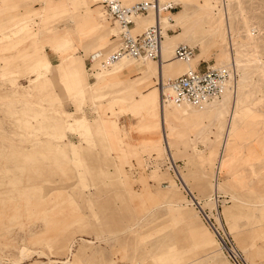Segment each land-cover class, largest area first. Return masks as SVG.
Here are the masks:
<instances>
[{
  "label": "rangeland",
  "instance_id": "obj_1",
  "mask_svg": "<svg viewBox=\"0 0 264 264\" xmlns=\"http://www.w3.org/2000/svg\"><path fill=\"white\" fill-rule=\"evenodd\" d=\"M167 1L163 29L189 34L162 53L163 83L189 69L174 58L177 45L194 49V70L231 71L217 106L171 102L169 146L157 62L128 58L89 87L110 70L92 54L119 46L103 8L0 0V264H232L210 224L248 264H264V207L253 212L264 206V0ZM140 18L134 35L152 19ZM208 110L214 116H197ZM22 248L32 254L21 261Z\"/></svg>",
  "mask_w": 264,
  "mask_h": 264
},
{
  "label": "built area",
  "instance_id": "obj_2",
  "mask_svg": "<svg viewBox=\"0 0 264 264\" xmlns=\"http://www.w3.org/2000/svg\"><path fill=\"white\" fill-rule=\"evenodd\" d=\"M104 5L108 15L112 20L116 21L120 27V41L118 48L108 54L102 62L103 66H110L117 60L121 58H130L133 60H140L144 58H149L156 60L157 62L161 59V40L162 28L159 23L148 27L140 35H132L130 28L133 23L131 17L137 14H147L149 8H153L157 12H160L158 5V0H153L152 3H140L133 5L131 8H124L121 6L119 0H103ZM173 10L168 6L166 10ZM193 55V50L187 46H178L175 48L174 56L176 58L188 60ZM231 80V71L229 68L225 67H209L206 66L204 70H194L188 71L185 74L176 77L167 82L170 93L161 95V100L167 101L174 104H190L193 106H201L203 104L215 101L222 96L225 84ZM161 84V88H162ZM166 166L169 170L177 175V182L184 188V192L187 196L191 197V194L187 192L188 188L184 184L178 169L176 168V163L168 159L166 160ZM215 229L220 242L224 246V252L228 260L232 264H248L244 256L231 244V242H226L220 236L219 231L212 225Z\"/></svg>",
  "mask_w": 264,
  "mask_h": 264
},
{
  "label": "bare ground",
  "instance_id": "obj_3",
  "mask_svg": "<svg viewBox=\"0 0 264 264\" xmlns=\"http://www.w3.org/2000/svg\"><path fill=\"white\" fill-rule=\"evenodd\" d=\"M65 1V0H64ZM120 1V0H119ZM164 1H166V0H158V5H159V8H160V12H159V14L157 15V12L155 11V10H153V8H149L148 9V13L147 14H137V15H133L132 17H131V20H132V23H133V25H132V27L130 28V32H131V34L132 35H134L133 33H132V30H133V28L135 27V24H134V22H135V20L136 19H138V18H140L141 16H143V17H150V18H152V20H151V23L149 24V25H147L145 28H144V30H143V32L148 28V27H150V26H153V25H157L158 23H159V25H160V27L162 28V36H163V39L161 40V59H160V61L159 62H157L156 60H153V61H155V62H157V65H156V75H157V78H158V80L160 81L161 80V82H159V88H158V96H159V98H158V110H159V112H158V119H159V122H158V125H159V130H160V138H161V141H162V143H164L165 145H167V146H169V143L171 142V136H172V133H171V131H170V126H171V124H170V121H169V114L171 113L170 112V105L172 104L169 100H167V101H162L161 100V95L162 94H165V95H167V94H169L170 93V90H169V87L167 86V85H165V83H163V81H162V79H163V75H164V72H165V70H166V68H168L169 66H168V62H166V61H162V53H163V55L164 54H166L167 52H168V50L173 46V45H175L180 39H182L185 35H188L189 34V29H184V32L183 33H181V34H179V35H177V36H174V37H169L167 34V30L166 29H163V24H165L166 26L167 25H170L172 22V18H171V12L167 9L166 10V8H168V6H170L171 8H174V5L173 4H171V3H168V1L167 2H164ZM170 1H172V0H170ZM207 2H209V3H211L213 0H206ZM85 2V1H84ZM99 2V0H90V3H92L93 5H97V3ZM102 2H103V0H101V4H102ZM153 2V0H148V1H145V2H135V3H133V4H131V5H124L121 1H120V3H121V6L122 7H124V8H131L133 5H136V4H140V3H148V4H150V3H152ZM87 3V2H86ZM209 6V5H208ZM211 7L213 8V7H215V6H213V5H211ZM88 8H89V6H88ZM99 7L97 6L96 7V9H98ZM102 8H103V14L105 15V17H106V19L107 20H111L113 23H114V26H117V28H118V34H117V36H114L115 38H117L119 41H120V27H119V24L116 22V21H114V20H112V18L108 15V13H107V11H106V9H105V7H104V5L102 4ZM214 11V10H213ZM78 13L79 12H77V13H72V15H71V18L74 20L76 17H77V15H78ZM166 14H170V15H166ZM206 15H209V17H213V16H210V14H206ZM215 17V16H214ZM203 21V20H202ZM193 24V23H192ZM216 28V27H215ZM221 31V30H220ZM142 32V33H143ZM141 33V34H142ZM13 35V33H11V34H9V36H12ZM178 46H180V45H177V46H175V48L176 47H178ZM182 46H186V45H182ZM187 47H189V46H187ZM175 48H174V50H173V56H174V51H175ZM190 48V47H189ZM190 49H192L193 50V55L188 59V60H184V59H180V58H176L175 56H174V58L176 59V60H178V61H181V62H183V63H185V65H186V68H189L188 70H187V72L188 71H194V69L195 68H192V66H193V64H195V63H197L198 61L197 60H195V52H194V49L193 48H190ZM200 57V56H199ZM227 57V56H226ZM225 57V58H226ZM92 62H93V64H96L97 66H98V61L101 63V62H103V60L105 59V57L104 58H102V52L101 51H96L95 53H93L92 54ZM198 58V57H197ZM224 58V59H225ZM146 59H149V58H144V59H140V60H142L140 63H144V61L146 60ZM98 60V61H97ZM150 60H152V59H150ZM124 63H126V64H132L129 60H128V58H121V59H119V60H117L116 62H114L113 64H111L110 66H108V67H106V66H103V65H101L102 66V68H104V69H110V70H107V71H103L101 74H97L96 75V77H95V81H94V83L93 84H90L89 85V87L91 88V89H93V90H96V89H98V87H99V85H100V83L104 80V79H106V78H108V77H112V76H115V75H117V74H119L121 71H123L124 70V67H123V64ZM170 63V62H169ZM233 63V62H232ZM176 64H178V63H176ZM228 65V64H227ZM241 65V64H240ZM239 65V66H240ZM243 65V64H242ZM145 67H146V70H145V73H144V78L143 79H146V78H148V76H147V66L146 65H144ZM51 66H50V64L49 63H46V65L44 66V68H47V69H49ZM94 67H96L95 65H94ZM155 68V67H154ZM226 68V67H225ZM240 70V69H239ZM246 70V69H245ZM186 73V72H185ZM184 73V74H185ZM151 74H153V73H151ZM241 75H243V74H241ZM244 75H245V73H244ZM243 75V76H244ZM151 76V75H150ZM241 77V76H240ZM146 80H148V79H146ZM245 82V81H244ZM145 82L144 81H142L141 83H140V85H142V84H144ZM161 84H162V88H161ZM225 88H226V84H225ZM225 88H224V90H225ZM239 89V88H238ZM224 90H223V92H224ZM234 93V92H233ZM223 94V93H222ZM240 94V93H239ZM237 100V99H236ZM218 101V99L217 100H215V101H212V102H209V103H206V104H203V105H201V106H193V105H190V104H186V103H184L183 105H186V106H188V107H191V108H199V107H203V106H205V107H207V106H214L215 104H216V102ZM235 101V100H234ZM240 101V100H239ZM236 103V102H235ZM215 106H217V105H215ZM236 106V105H235ZM188 112V111H187ZM192 112V111H191ZM214 112H215V110H208V111H205V112H203L202 114H199V115H197V116H202V117H204V116H206V115H212V116H214ZM173 114V113H172ZM197 116H195V117H197ZM206 119V118H205ZM195 120V119H194ZM203 120V119H202ZM230 120V119H229ZM175 121H177V120H175ZM174 121V122H175ZM201 121V120H200ZM178 122V121H177ZM228 124V123H227ZM229 125V124H228ZM232 126V125H231ZM228 128H229V126H228ZM227 128V129H228ZM176 130V129H175ZM173 131V130H172ZM228 131V130H227ZM226 134V133H225ZM224 143V142H223ZM221 157V156H220ZM220 162V161H219ZM217 184H214L213 185V188H212V191H213V193H215L216 192V190H217ZM187 192H189L190 194H191V192L189 191V190H187ZM197 198L199 199V196H197V197H194L192 194H191V197H190V202L194 205V206H196V208H198L199 209V212H201L204 216H206L205 214H204V212H202V210H201V208H200V204H199V202H197ZM200 200V199H199ZM210 200V199H209ZM232 200L233 201H235L236 203H239V202H241L239 199H237V198H232ZM166 203H167V205H169L170 207L173 205L172 204V201H170V200H166L165 201ZM178 202V201H177ZM235 204V203H234ZM242 204V203H241ZM244 204V203H243ZM183 206V205H182ZM264 206H262V205H260V206H254V208L255 209H253V212L254 211H260V209L261 208H263ZM184 213V212H183ZM254 215V213L252 214V216ZM212 227V226H211ZM218 240H219V242H220V239L219 238H217ZM87 242H89V241H87ZM89 243H91V242H89ZM220 244H221V248H222V250H224V246H223V244L220 242ZM70 247H72V246H70ZM71 250V249H70ZM220 251V250H219ZM71 252V251H70ZM38 255H40V252H36ZM30 254H32V252L30 251V250H28V249H26V248H22L21 250H20V260L22 261V259L23 258H25L27 255H30ZM246 260V259H245ZM247 261V260H246ZM248 262V261H247ZM48 264H69V261H68V259L67 260H65V261H63V262H58V261H52V260H49L48 261Z\"/></svg>",
  "mask_w": 264,
  "mask_h": 264
},
{
  "label": "crops",
  "instance_id": "obj_4",
  "mask_svg": "<svg viewBox=\"0 0 264 264\" xmlns=\"http://www.w3.org/2000/svg\"><path fill=\"white\" fill-rule=\"evenodd\" d=\"M120 1H121V0H120ZM130 1H131V0H130ZM132 1H134V0H132ZM144 1H145V0H144ZM146 1H148V0H146ZM100 2H101V0L98 2L97 5L100 6V11H101L102 6H101V3H100ZM134 3H135V2H134ZM145 18H149V19H150V17H145ZM140 20H141V18H138V19L135 20V22H134L135 26L138 24V22H139ZM151 20H152V19H151ZM151 20L148 21V24H150ZM140 24H141V22H140Z\"/></svg>",
  "mask_w": 264,
  "mask_h": 264
}]
</instances>
